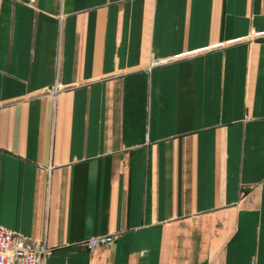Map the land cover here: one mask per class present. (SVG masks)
Returning a JSON list of instances; mask_svg holds the SVG:
<instances>
[{
  "label": "crops",
  "instance_id": "1",
  "mask_svg": "<svg viewBox=\"0 0 264 264\" xmlns=\"http://www.w3.org/2000/svg\"><path fill=\"white\" fill-rule=\"evenodd\" d=\"M0 225L44 264H264V0H0Z\"/></svg>",
  "mask_w": 264,
  "mask_h": 264
},
{
  "label": "built area",
  "instance_id": "2",
  "mask_svg": "<svg viewBox=\"0 0 264 264\" xmlns=\"http://www.w3.org/2000/svg\"><path fill=\"white\" fill-rule=\"evenodd\" d=\"M29 3L30 0H17ZM112 234L95 235L79 242L90 253L114 241ZM52 248L45 241L32 239L0 225V264H44Z\"/></svg>",
  "mask_w": 264,
  "mask_h": 264
}]
</instances>
